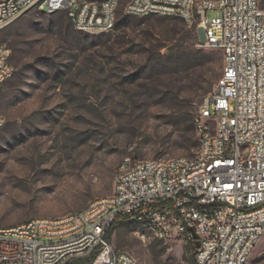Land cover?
I'll list each match as a JSON object with an SVG mask.
<instances>
[{"label": "rangeland", "instance_id": "rangeland-1", "mask_svg": "<svg viewBox=\"0 0 264 264\" xmlns=\"http://www.w3.org/2000/svg\"><path fill=\"white\" fill-rule=\"evenodd\" d=\"M128 2L121 0L109 33L77 32L63 13L36 10L0 32L15 71L0 93L1 227L60 218L110 196L124 158L195 155L185 119L212 93L222 54L198 48L200 31L179 19L127 16ZM197 53L206 61L193 59ZM209 77L206 93L196 94L197 81ZM139 229L116 222L111 245L137 264H189V241L142 243ZM248 264H264V238Z\"/></svg>", "mask_w": 264, "mask_h": 264}, {"label": "built area", "instance_id": "built-area-1", "mask_svg": "<svg viewBox=\"0 0 264 264\" xmlns=\"http://www.w3.org/2000/svg\"><path fill=\"white\" fill-rule=\"evenodd\" d=\"M120 0H0V32L26 12L63 13L77 32L113 31ZM264 0H129L131 17L179 19L223 57L193 118V157L124 158L110 196L60 218L0 226V264H137L108 235L119 221L142 243L189 241L195 264H248L264 238ZM218 16L208 20V12ZM0 45V93L14 75ZM5 123L0 115V127ZM226 185H230L226 187ZM193 234L196 239L193 238Z\"/></svg>", "mask_w": 264, "mask_h": 264}, {"label": "trees", "instance_id": "trees-1", "mask_svg": "<svg viewBox=\"0 0 264 264\" xmlns=\"http://www.w3.org/2000/svg\"><path fill=\"white\" fill-rule=\"evenodd\" d=\"M121 2V0H120ZM193 59L195 60H198V62H203V61H206V56L205 55H202L200 53H197L195 55H193ZM172 64L173 65H178V61L174 60L172 61ZM180 65V64H179ZM210 71H214V69H211ZM22 74H23V71H18L16 73V79H20L22 77ZM15 76V72H14V75ZM212 84V78L209 77V79H201V80H198L197 83H196V94H199L200 96H203L205 93H206V86L207 85H211ZM186 121V124H187V131L191 132L194 128V125H193V118L192 117H187V119H185ZM112 230V229H111ZM110 235H111V231L108 235V239L110 240ZM192 252H194V248H192V250H190V252L188 253L189 254V264H195V260H194V254H192Z\"/></svg>", "mask_w": 264, "mask_h": 264}, {"label": "water", "instance_id": "water-1", "mask_svg": "<svg viewBox=\"0 0 264 264\" xmlns=\"http://www.w3.org/2000/svg\"><path fill=\"white\" fill-rule=\"evenodd\" d=\"M193 238L196 239V236L194 234H193ZM198 246H199L198 242H195L194 247L198 248Z\"/></svg>", "mask_w": 264, "mask_h": 264}, {"label": "snow or ice", "instance_id": "snow-or-ice-1", "mask_svg": "<svg viewBox=\"0 0 264 264\" xmlns=\"http://www.w3.org/2000/svg\"><path fill=\"white\" fill-rule=\"evenodd\" d=\"M228 186H230V185H226V187H228Z\"/></svg>", "mask_w": 264, "mask_h": 264}]
</instances>
